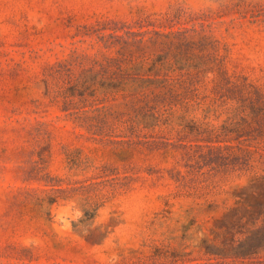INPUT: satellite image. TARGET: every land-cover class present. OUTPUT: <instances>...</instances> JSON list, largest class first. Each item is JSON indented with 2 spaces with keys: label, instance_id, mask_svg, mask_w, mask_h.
Here are the masks:
<instances>
[{
  "label": "rangeland",
  "instance_id": "1",
  "mask_svg": "<svg viewBox=\"0 0 264 264\" xmlns=\"http://www.w3.org/2000/svg\"><path fill=\"white\" fill-rule=\"evenodd\" d=\"M0 264H264V0H0Z\"/></svg>",
  "mask_w": 264,
  "mask_h": 264
}]
</instances>
